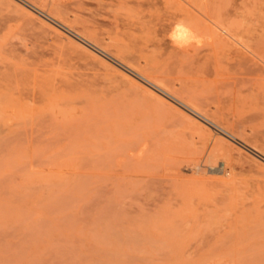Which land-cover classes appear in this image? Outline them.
Masks as SVG:
<instances>
[{
	"label": "rangeland",
	"instance_id": "rangeland-1",
	"mask_svg": "<svg viewBox=\"0 0 264 264\" xmlns=\"http://www.w3.org/2000/svg\"><path fill=\"white\" fill-rule=\"evenodd\" d=\"M261 77L264 0H0V264H264Z\"/></svg>",
	"mask_w": 264,
	"mask_h": 264
},
{
	"label": "bare ground",
	"instance_id": "bare-ground-1",
	"mask_svg": "<svg viewBox=\"0 0 264 264\" xmlns=\"http://www.w3.org/2000/svg\"><path fill=\"white\" fill-rule=\"evenodd\" d=\"M186 2V1H185ZM28 4H30V5H32L34 8H36L39 12H42V13H44L45 14V16L46 17H48V19H51V21H53L54 23L56 22V24L58 23L59 25H61L63 28H65V29H67L69 32H71V33H73L78 39H80V40H82V41H84V42H87V39H85V37H83V36H81L80 34H78L77 32H75V31H73L72 29H70L69 27H67L66 25H64L63 23H61V21H58L57 19H55V18H53L51 15H49L48 13H45V11L43 12L42 10H40V8L38 9L37 8V6L35 7L33 4H31V3H29L28 2ZM26 6V5H25ZM194 8V7H193ZM196 10V9H195ZM35 13V12H34ZM196 16V15H195ZM194 16V17H195ZM193 17V18H194ZM193 18H192V20H193ZM194 19H196V18H194ZM192 20H190V22L192 21ZM189 22V23H190ZM188 23V24H189ZM192 23V22H191ZM200 24V23H199ZM193 25V24H192ZM190 28L191 27H193V26H189ZM195 27V26H194ZM195 28H197V27H195ZM194 28V31H196V29ZM198 28H200V27H198ZM198 28H197V30H198ZM201 29V28H200ZM199 31V30H198ZM227 34V33H226ZM91 43V42H90ZM93 44V43H92ZM99 49V48H98ZM187 50V49H186ZM185 50V51H186ZM262 51V50H261ZM259 52H260V50H259ZM258 52V53H259ZM263 52V51H262ZM252 53V52H251ZM108 54V53H107ZM252 55H255V54H252ZM242 56V55H241ZM109 57H112V59L113 60H115V62L117 63V64H119L120 66H122L124 69H126V70H128L129 72H131L133 75H135L137 78H139L140 80H142L143 82H145L146 84H148V85H150L151 86V88L153 87L154 89H156V90H158V91H160L162 94H164L165 96H167L168 98H170L171 100H173L175 103H177L178 105H180L182 108H184L186 111H188V112H190V114H194V115H196V116H198L199 118H201V120H204V121H206V122H208L209 124H211L215 129H217V131L218 132H220V133H222V134H224V135H226V137L228 136V137H230V138H232V139H234V140H239L237 137H235L232 133H230V132H228L227 130H225L222 126H220V125H218V124H216V123H214V122H212L211 120H209L206 116H204L202 113H200L199 111H197L195 108H193L192 106H190L189 104H187V103H185V102H183L182 100H179L178 98H176L175 96H173L171 93H169V92H167L165 89H163L161 86H159L158 84H156L155 82H153L152 80H150L149 78H147V77H145L143 74H141V73H139V72H137L136 70H134V69H132V68H130L129 66H127L125 63H123V62H121V61H119V60H117L115 57H113V56H109ZM249 59V58H248ZM257 59V58H256ZM259 60H260V58H258ZM245 60H247V59H245ZM251 61V60H250ZM254 68V67H253ZM127 71V72H128ZM258 71H261V70H258ZM260 75V74H259ZM261 76V75H260ZM250 78V77H249ZM262 78V77H261ZM138 79V80H139ZM249 80V82L251 81V78L250 79H248ZM256 80V79H255ZM262 80H263V78H262ZM257 81H259V79L257 80ZM264 81V80H263ZM142 82V83H143ZM255 83H257V82H255ZM264 83V82H263ZM249 84V83H248ZM255 87L257 86V84H255L254 85ZM258 86H260V84L258 83ZM251 87H252V84H251ZM262 87L264 88V86L262 85ZM257 88V87H256ZM258 89V88H257ZM157 91V92H158ZM261 91H262V88H261ZM159 93V92H158ZM179 106V107H180ZM180 107V108H181ZM183 109V110H184ZM210 125V126H211ZM240 141V140H239ZM240 142H242V141H240ZM242 143H244V142H242ZM244 144H246V143H244ZM247 145V144H246ZM248 146V145H247ZM244 147V146H243ZM248 148H251L253 151L252 152H256V154H260L261 156H264L262 153H260L259 151H257L256 149H254V148H252V147H248ZM250 149V150H251ZM194 156V155H193ZM96 200V199H95ZM93 207V206H92ZM94 209V208H93Z\"/></svg>",
	"mask_w": 264,
	"mask_h": 264
},
{
	"label": "clouds",
	"instance_id": "clouds-1",
	"mask_svg": "<svg viewBox=\"0 0 264 264\" xmlns=\"http://www.w3.org/2000/svg\"><path fill=\"white\" fill-rule=\"evenodd\" d=\"M169 39L178 47H187L190 46L193 42H198L195 34L192 30L183 22L176 24L173 27L171 33H169Z\"/></svg>",
	"mask_w": 264,
	"mask_h": 264
}]
</instances>
